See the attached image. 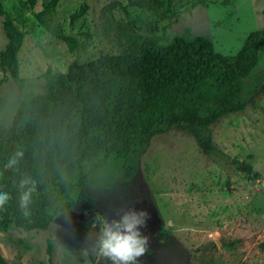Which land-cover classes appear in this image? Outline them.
Listing matches in <instances>:
<instances>
[{
  "label": "rangeland",
  "instance_id": "1",
  "mask_svg": "<svg viewBox=\"0 0 264 264\" xmlns=\"http://www.w3.org/2000/svg\"><path fill=\"white\" fill-rule=\"evenodd\" d=\"M45 1L29 6L28 0H1L24 35L17 55L23 89L0 70V125L6 128L26 95L46 93L47 71L66 73L73 61L117 53L129 40L145 36L163 44L175 37L205 36L219 53L234 55L250 32L264 27V0H159L158 13L116 8L107 19L101 16L104 6H126L128 0H59L40 14ZM82 5L87 6L84 15L71 22ZM39 14L56 34L74 38L77 47L70 50L48 33ZM2 22L0 16V51L6 45ZM244 84L246 109L205 135L214 152L204 154L188 133L167 131L150 141L128 182L120 162L101 169L87 164L84 171L90 175L74 206L95 209L110 223L133 209L147 210L141 231L149 244L158 240L164 246L171 264H264V46ZM76 219L68 212L46 231L0 233V254L7 264H94L98 239L89 242L94 220L74 226Z\"/></svg>",
  "mask_w": 264,
  "mask_h": 264
},
{
  "label": "trees",
  "instance_id": "2",
  "mask_svg": "<svg viewBox=\"0 0 264 264\" xmlns=\"http://www.w3.org/2000/svg\"><path fill=\"white\" fill-rule=\"evenodd\" d=\"M28 1L29 6L35 3ZM58 2L46 0L40 14ZM160 6L159 0H128L126 6L112 2L103 7L101 16L107 19L114 9L127 7L158 13ZM86 9L82 5L70 21L82 17ZM40 14L37 20L48 33L70 50L77 47L74 38L56 34ZM0 16L6 39L0 70L22 90L17 55L24 35L1 0ZM263 46L264 27L250 32L234 55L219 53L205 36L175 37L167 44L157 37H135L117 53L100 52L87 61L71 62L66 73L47 71L46 93L26 95L11 126L0 125V191L9 194L0 206V233L12 228L48 230L74 205L90 175L84 171L87 164L101 169L120 162L124 181H130L150 141L167 131L188 133L204 154L214 152L205 135L214 124L246 109L244 79L257 66ZM17 150L23 152L19 164L6 167ZM22 177L35 182L28 216L19 207ZM0 264H7L1 254Z\"/></svg>",
  "mask_w": 264,
  "mask_h": 264
},
{
  "label": "clouds",
  "instance_id": "3",
  "mask_svg": "<svg viewBox=\"0 0 264 264\" xmlns=\"http://www.w3.org/2000/svg\"><path fill=\"white\" fill-rule=\"evenodd\" d=\"M23 152L17 150L6 162V167L15 168ZM31 185V187H28ZM35 182L30 177H22L19 182L21 194L19 207L24 216L30 214L29 204ZM9 200V194L0 191V206ZM149 213L145 209H133L124 213L120 219L111 223L104 215L97 213L92 228L99 225L97 246L94 248L97 258L103 257L111 264H139L141 257L148 248L149 236L141 231L147 225Z\"/></svg>",
  "mask_w": 264,
  "mask_h": 264
},
{
  "label": "flooded vegetation",
  "instance_id": "4",
  "mask_svg": "<svg viewBox=\"0 0 264 264\" xmlns=\"http://www.w3.org/2000/svg\"><path fill=\"white\" fill-rule=\"evenodd\" d=\"M68 212L72 213L74 216L77 217V219L74 222V226H78L82 224L83 222L87 220H95L97 211L95 209H83L79 210L74 205L66 212L61 214L62 216L64 214H67ZM58 216V218L61 217ZM86 228L81 230V234H86ZM98 231H99V225L97 224L96 228L94 229V234L92 237H90L89 242L94 243L98 239ZM87 236V235H86ZM158 240H154L152 243L148 245L147 250L145 253L139 257V264H171V261L169 257L167 256V253L164 250V246H160ZM97 256L94 260V264L97 261ZM101 262H104V264H110L111 261H106L105 258L100 257L98 259V264H101Z\"/></svg>",
  "mask_w": 264,
  "mask_h": 264
},
{
  "label": "water",
  "instance_id": "5",
  "mask_svg": "<svg viewBox=\"0 0 264 264\" xmlns=\"http://www.w3.org/2000/svg\"><path fill=\"white\" fill-rule=\"evenodd\" d=\"M99 259V258H98ZM98 259H97V261H96V263L95 264H98Z\"/></svg>",
  "mask_w": 264,
  "mask_h": 264
}]
</instances>
